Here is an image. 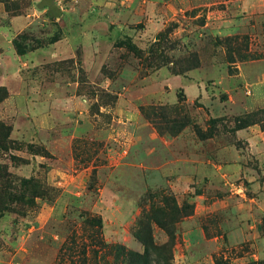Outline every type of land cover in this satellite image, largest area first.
I'll use <instances>...</instances> for the list:
<instances>
[{"label":"rangeland","instance_id":"obj_1","mask_svg":"<svg viewBox=\"0 0 264 264\" xmlns=\"http://www.w3.org/2000/svg\"><path fill=\"white\" fill-rule=\"evenodd\" d=\"M8 45L0 264H122L168 195L172 264H264V0H0Z\"/></svg>","mask_w":264,"mask_h":264},{"label":"trees","instance_id":"obj_2","mask_svg":"<svg viewBox=\"0 0 264 264\" xmlns=\"http://www.w3.org/2000/svg\"><path fill=\"white\" fill-rule=\"evenodd\" d=\"M13 45L18 54H23L17 38H13ZM163 47L157 41L154 42L150 49L149 59L158 62L163 56ZM197 59H193V64L189 67L197 66ZM8 96V91L5 86H0V102ZM151 109V108H150ZM147 116L154 113V110H144ZM175 123L179 127H183L188 122L185 116L177 119ZM10 133V127L4 126L0 123V136L4 140L5 136ZM152 197H148L151 199ZM154 204V203H152ZM156 206L150 208H142L141 216L132 229L134 238L142 245V251H134L126 248L123 245H113L109 248L113 249L114 257L121 261L122 264H172L173 246L175 244L174 225L179 219L189 215L191 210L185 203L178 205L173 196H164L160 199ZM153 225H157L164 229L168 236V241L158 243L153 236Z\"/></svg>","mask_w":264,"mask_h":264},{"label":"crops","instance_id":"obj_3","mask_svg":"<svg viewBox=\"0 0 264 264\" xmlns=\"http://www.w3.org/2000/svg\"><path fill=\"white\" fill-rule=\"evenodd\" d=\"M12 22V28L14 29V31H16L17 29H15L13 26H14V23H18L20 25V23L22 24L23 22L19 19V18H15L14 20H11ZM15 57V52H14V49H12V46L11 45H8L7 47L1 49L0 51V66L4 67V71L1 69V73L2 75H0V86H7L8 85V79L9 77H13V78H16V64L15 61L16 58ZM13 59V60H12ZM13 61V63H12ZM11 62V63H10ZM10 63V65H9ZM7 66L8 68H11L9 72H11V74H7ZM6 67V69H5ZM7 82V83H6ZM6 103H10V96H8L7 98H5L2 102H0V109L3 108L4 105H6ZM7 108H9V106H7Z\"/></svg>","mask_w":264,"mask_h":264},{"label":"water","instance_id":"obj_4","mask_svg":"<svg viewBox=\"0 0 264 264\" xmlns=\"http://www.w3.org/2000/svg\"><path fill=\"white\" fill-rule=\"evenodd\" d=\"M50 11L53 15H58L60 13L55 6H51Z\"/></svg>","mask_w":264,"mask_h":264}]
</instances>
